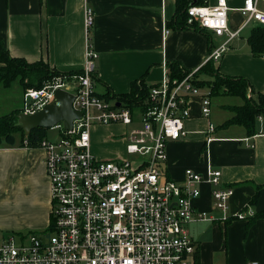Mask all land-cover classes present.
Listing matches in <instances>:
<instances>
[{"label":"crops","instance_id":"1","mask_svg":"<svg viewBox=\"0 0 264 264\" xmlns=\"http://www.w3.org/2000/svg\"><path fill=\"white\" fill-rule=\"evenodd\" d=\"M226 3L228 27L239 33L221 57L212 61L213 67L221 75L244 77L249 83L246 96L257 101L258 94L264 95V54H252L248 37L260 24L243 25L244 16L239 11L243 0ZM87 6L94 12L88 40L84 26ZM174 11V0H0V38L11 56L29 62L42 60L62 73L81 71L89 43L97 53L95 92L100 96L107 92L119 95L128 93L139 79L146 85L159 83L164 72L170 76V63L197 72L211 50L224 40L209 29L167 25ZM165 26L169 33L164 36ZM201 74L207 76L206 80L212 79L207 73L195 74L197 79ZM23 92L19 81L14 89L11 84L4 87L0 83V116L22 109ZM241 100L230 106L242 105ZM229 107L230 114H220L218 126L210 134L213 138L206 142L211 113L203 117L200 99H191L190 115L183 125L185 137L166 145L164 177L182 183L186 169L205 173L212 167L221 171L219 184H200V194L192 201L195 211L216 218L186 226L196 246L195 264H264V217L250 219L264 210V114L256 116V132L249 134L242 124L225 123L233 114ZM101 126L109 131L127 125ZM125 137L119 135L122 148ZM111 139L91 152L100 157L115 156L117 142ZM19 141L16 135L13 144H0V235L42 231L50 221V183L44 152L38 147H24ZM226 187L233 188L230 217L222 220V213L212 206L211 190ZM239 211L246 219L234 216Z\"/></svg>","mask_w":264,"mask_h":264},{"label":"built area","instance_id":"2","mask_svg":"<svg viewBox=\"0 0 264 264\" xmlns=\"http://www.w3.org/2000/svg\"><path fill=\"white\" fill-rule=\"evenodd\" d=\"M239 11L244 16L243 25H264V0H243ZM227 12L226 0L187 8V24L196 23L224 37L205 62L217 61L239 33L229 29ZM93 21V9L87 6V40ZM168 33L165 26L163 35ZM96 58L88 43L79 73L56 75L44 86L23 92L22 113L40 110L53 100L57 89H64L73 94L72 107L81 115L68 130L61 122L52 127L59 131L56 138L44 137L37 143L44 152L50 183V221L44 231L0 235V264H195L196 246L186 226L216 218L195 211L192 201L200 194V184H219L221 171L212 167L205 173L186 169L179 183L164 177V164L167 143L186 135L183 125L190 115L192 98L200 99V113L209 117L210 90L198 84L197 69L182 78H171L164 72L161 81L150 85L137 105L111 103L113 100L94 90ZM134 122L139 125L125 137V151L131 159H98L93 155L91 125ZM214 131L209 122L206 142L212 140ZM22 145L31 147L26 138ZM232 192V187L211 190L212 206L222 213V220L230 217ZM234 216L246 219L242 211Z\"/></svg>","mask_w":264,"mask_h":264},{"label":"trees","instance_id":"3","mask_svg":"<svg viewBox=\"0 0 264 264\" xmlns=\"http://www.w3.org/2000/svg\"><path fill=\"white\" fill-rule=\"evenodd\" d=\"M207 0H174V15L167 25H171L175 29H182L186 27L195 28L197 30H203L205 28L199 27L196 23L192 25L187 24V8L191 5H203ZM248 42L253 55L258 56L264 54V27L259 25L251 29L248 37ZM169 71L171 78H182L188 71L182 70L178 63H170ZM62 73L57 70H53L42 60L29 62L21 57H14L9 54L4 46L3 41L0 38V83L4 87H9L13 80L18 79L23 91L26 88H40L44 86L56 75L64 74L70 75L72 73ZM207 73L211 75L212 79H198L200 86H206L210 90L212 95H230L238 96L244 100L242 105L230 106L232 116L225 122L229 124H242L249 134L255 133L254 121L256 116L264 114V95L258 94L257 101L252 97L246 96L248 90V81L241 76H225L219 74L213 67L211 60L207 61L201 66L195 74ZM96 78V73H92V80ZM142 82L141 79L135 81L131 85V89L128 93L124 94H111L105 93L101 95L103 98L109 100L115 98L116 103H123L127 106H135L142 99L145 98L148 87ZM22 113L21 109H15L9 113L0 116V144L5 142L6 144H13L16 135L20 136L19 143L22 144L23 139H27L31 147H36L37 143L46 137V128H34L29 133L25 134L18 115ZM264 217V210L255 213L250 219ZM18 233V232H16Z\"/></svg>","mask_w":264,"mask_h":264},{"label":"rangeland","instance_id":"4","mask_svg":"<svg viewBox=\"0 0 264 264\" xmlns=\"http://www.w3.org/2000/svg\"><path fill=\"white\" fill-rule=\"evenodd\" d=\"M201 79H207L206 75L201 74L200 75ZM17 83H18V79H15L12 81L11 83V89H14L15 85L17 87ZM32 88V87H29ZM27 89V88H26ZM74 86L71 85L70 86V90L73 91ZM23 97V96H22ZM211 100H212V105H211V115H210V119H211V123L214 126H218L217 122L220 118V114L222 115H229L230 111L228 110V107L230 105H235L236 102H242L240 97L237 96H230V95H212L211 96ZM111 103H114V101H111ZM21 107H23V99H21L20 101ZM135 115H137V111H135L134 113ZM134 115V116H135ZM111 124H121V123H110L108 125ZM101 125H106V124H94L91 125L89 128V135H90V150L92 148H94L95 146H103V141H105L106 139H111L114 142V152H115V156L113 157H100L97 156L95 154V157L98 159H110V160H127V159H131V156H128L126 151H125V145H126V140L124 143V147L122 148V145L120 142L119 135H123V134H128V132L131 130V128L136 127L139 125L138 122H134L131 125H127V126H119V128H116V130H109L107 131L105 128H102ZM122 125V124H121ZM114 132V133H113ZM48 137L49 138H56L58 135V129H52L49 128L47 131ZM112 134V135H111ZM115 137H114V135ZM117 135V137H116ZM108 136H111V138H109ZM112 148V147H111ZM44 231V230H42ZM36 232H40V231H36ZM14 233V232H12ZM9 234V233H8ZM23 234H26V232H23Z\"/></svg>","mask_w":264,"mask_h":264},{"label":"water","instance_id":"5","mask_svg":"<svg viewBox=\"0 0 264 264\" xmlns=\"http://www.w3.org/2000/svg\"><path fill=\"white\" fill-rule=\"evenodd\" d=\"M73 98L72 93L57 89L53 100L40 110L34 113H20L18 119L25 134L34 128H52L60 122L64 129H70L72 121L81 115L72 107Z\"/></svg>","mask_w":264,"mask_h":264}]
</instances>
